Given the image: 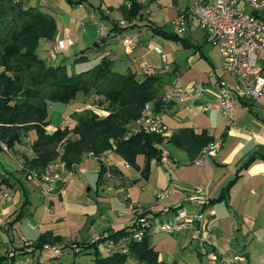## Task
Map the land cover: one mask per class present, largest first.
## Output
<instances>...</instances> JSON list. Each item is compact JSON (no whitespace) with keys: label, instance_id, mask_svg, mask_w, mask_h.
<instances>
[{"label":"crops","instance_id":"1","mask_svg":"<svg viewBox=\"0 0 264 264\" xmlns=\"http://www.w3.org/2000/svg\"><path fill=\"white\" fill-rule=\"evenodd\" d=\"M73 1H81V4L72 6L66 0L23 1L24 6L40 7L41 10L47 5L51 10L47 13L56 20V41H64L66 47L54 66L68 63L71 66L73 63L71 69L78 73L109 58L117 73H134L139 80L146 74L160 75L166 126L162 149L169 157L166 161H153L148 177L144 178L145 156H137V168H134L120 156L110 154L106 160L113 176L98 184L100 163L86 155L79 164L84 168V174L73 175L67 171L65 184L58 183L51 197L43 198L38 185L26 187L30 238L34 240L50 233L66 245L93 240L105 231L104 235H110L113 231L131 227L132 217L122 215L125 201V204L148 210L147 217L155 224L168 218L175 207L187 204L191 193L203 191L209 202L214 201L235 180L227 202L201 207L208 208L205 241H201L193 230L175 234L153 230L149 233L152 246L159 260L166 264H206L207 255L213 251L220 257L244 254L250 264H264V106L238 100L233 125L227 128L218 112L203 111L205 105L219 100L220 81H231V78L222 67L217 49L205 47L204 44L211 45L196 22L190 19L181 34L195 47L193 49L183 48L153 33L154 28L165 31L172 28L167 32L178 34L173 20L195 0H190L184 7H175V0H135L141 4L142 11L133 22L125 19L124 11L131 5L129 0ZM121 22L124 25L120 26ZM101 24L117 30L100 37L98 28ZM125 27L128 29L118 32ZM197 34L201 38L199 44L195 39ZM131 40H135L133 46ZM51 43L40 41L37 54L41 59H46ZM95 44L100 47L95 48ZM91 45L93 50L88 54V62L74 64L75 55ZM162 55H165L167 65L163 64ZM175 80L192 97L190 103L181 102L175 93ZM61 122L64 121L60 120L55 127L53 124L48 126V130L56 131ZM70 125L67 124L75 126ZM183 130H192L197 135L204 133L212 141L221 139V151L215 158L197 163L195 156L173 141ZM14 150L18 151V146ZM4 163L1 159L0 175ZM17 206L1 209L0 222L15 213ZM21 223L14 226V236L22 232ZM99 251L103 257L109 255L105 245H100ZM68 256L74 260L69 261L71 263L95 264L91 254L90 257L72 253ZM127 264L140 263L130 257Z\"/></svg>","mask_w":264,"mask_h":264},{"label":"trees","instance_id":"2","mask_svg":"<svg viewBox=\"0 0 264 264\" xmlns=\"http://www.w3.org/2000/svg\"><path fill=\"white\" fill-rule=\"evenodd\" d=\"M66 1L72 6L81 4V1ZM129 1L131 5L124 11L125 19L133 22L142 11V6L135 0ZM126 29L128 27L120 28L118 32ZM116 30L113 28L110 33ZM153 33L178 43L183 48H195L180 34L169 33L160 28H154ZM56 34L55 18L43 12L40 7H26L24 2L0 0V143L12 150L24 139L30 140L35 157L29 166H24L25 174L28 168L44 169L56 160H61L67 171L71 172L73 166L79 165L86 155L101 156L111 152L134 168H137V156H145L146 165L142 174L147 178L151 163L162 161L165 138L146 131L133 134L127 139L125 137L128 134V125L140 117L147 103H153L156 111L165 107L160 96L162 77L146 74L143 80H139L134 73H117L109 58H103L91 69L71 74L68 67L51 65L48 59H41L37 54L40 41H52ZM90 51L91 48H88L77 53L74 64L87 63ZM201 57L205 59L203 55ZM80 95H92L97 105L106 109L107 114H92L87 119L79 120L72 130L58 128L53 133H48L50 104L68 105ZM33 136L35 138L32 140ZM173 141L178 142L197 159L200 151L212 139L204 133L197 135L192 130H183ZM108 155L110 154L106 156ZM98 163L99 184L107 169L105 164ZM110 171L113 176V171ZM234 181L224 188L218 199L210 201L209 204L227 202ZM4 182L8 183L7 179ZM27 206L29 201L25 198L13 224L25 218ZM144 215L147 216V213ZM133 233L131 226L113 231L110 235L101 234L90 244L77 243L74 255L91 254L95 264H127L130 257H134L140 264H166L159 260L149 234L137 241L133 238ZM51 239L59 241L50 233L41 235L38 239L40 246L35 248L42 250V246ZM108 242H113L117 247L124 245L127 253L113 251L103 257L99 247L107 245ZM24 254L27 253L1 255L0 264H8L16 256Z\"/></svg>","mask_w":264,"mask_h":264},{"label":"built area","instance_id":"3","mask_svg":"<svg viewBox=\"0 0 264 264\" xmlns=\"http://www.w3.org/2000/svg\"><path fill=\"white\" fill-rule=\"evenodd\" d=\"M10 1L20 3L24 0ZM190 19L195 21L198 28L205 34L207 43L217 49L222 67L231 78V81L225 79L220 81L219 100L216 103L205 105L203 111L218 112L224 119L226 127L229 128L234 122L238 100L264 106V0H195L188 11H183L174 18L173 24L178 34H183ZM121 25H124V22H121ZM110 32L111 29L108 26L99 25L98 35L100 37L107 36ZM134 43L135 40H131L132 46ZM65 47L64 41L56 43L48 60L56 62ZM162 62L167 65L165 55H162ZM174 91L181 102L190 103L192 100V97L179 85L178 80L174 82ZM141 131L160 135L166 139L164 111H156L153 103H147L140 117L128 125V134L125 139ZM0 148L2 154L10 152V149L2 143H0ZM221 149V139L210 142L200 151L196 162L203 164L215 158ZM107 154L111 152L101 156L93 154L88 156L95 162L105 164L107 170L104 178L110 179L112 174L107 165ZM161 156L162 161L168 160L169 156L166 151L163 150ZM73 168L77 172H85L81 165H74ZM25 171H28L25 174L26 178L38 184L43 198L51 197L55 193L62 175L67 172L61 160L50 163L44 169L28 168ZM0 185L1 206L11 200L14 191L2 185L1 181ZM208 204L209 200L204 192L195 191L189 195L187 204L175 207L168 218L161 222L157 221L155 224L144 215L142 208H137L133 204H124L122 212L132 217L133 238L137 241L142 240L153 230L166 234L193 230L199 235L201 241H205L208 237V231L204 228L208 208L201 207ZM105 247L108 253L113 251L127 253L124 245L117 247L113 242H108ZM46 249L50 250L48 247ZM50 251L57 256L62 253L59 247L52 248ZM38 256L19 255L10 260L8 264H40L42 261ZM206 260V264H250L247 257L240 253L220 257L213 251L207 255Z\"/></svg>","mask_w":264,"mask_h":264},{"label":"rangeland","instance_id":"4","mask_svg":"<svg viewBox=\"0 0 264 264\" xmlns=\"http://www.w3.org/2000/svg\"><path fill=\"white\" fill-rule=\"evenodd\" d=\"M189 2L190 0H175L174 3H175V7H184V6H187ZM46 6L43 7L42 11L45 13H47L48 11L50 12L51 10ZM167 29H168L167 31L172 30V28H167ZM56 39L57 38H54V40L51 41L52 43L50 44L46 52L47 53L46 59H49L50 52L53 50L54 45L59 42V40L56 41ZM195 39H196V43L199 44L201 42L200 34L195 35ZM204 45L208 49L215 50V48H212V46H208L207 44H204ZM92 46L93 45L90 46L91 50H93ZM61 50L62 49H60V51ZM57 62L58 60L56 62L49 61V64L55 65L57 64ZM66 66L69 68L68 70L71 74H76L75 72L77 71L74 69H71L73 66V63L71 64V66H70V63H68ZM168 81L170 82L169 78H168ZM92 114L103 116V115H106L107 113L104 107H99L97 105L96 100L95 98H93L92 95L86 96V97L80 95L77 97L75 101L71 102L68 105L50 104V107H49L50 125L49 126L53 124V127H55L54 125L60 122V120H63L64 122L63 124L61 122L60 127H63V126L64 127L61 129L68 128L72 130L76 126V124L79 122V120L87 119ZM67 124H71V125L75 124V126L69 127L67 126ZM52 131L53 130H51L50 128V130H48V133H53ZM70 137L72 140L75 139L72 135ZM34 138L35 136L32 137V140ZM29 142L27 139L26 140L24 139L21 142V144H19L18 151L12 149L10 150L8 154H4V153L2 154V152L0 151L1 159H3V161L5 162L4 163L5 165L2 167L4 168V170L2 172V175H0L1 182L4 183L2 185H5L11 188L14 191V196L11 198V200L7 203L2 204L0 207L2 209L3 208L5 209L6 207L11 206V208L14 209V204L18 205L17 211L15 213L14 212L11 213V215H9L8 218H5V220L0 222V256L1 255H14V253L25 252L27 254H24V255L38 256L39 254L38 258L42 261L40 264L42 263L43 264H73L69 261H74V260L72 258H71L72 260H70V256L68 255H70L71 253L72 255H74V248L76 247V244L77 243L90 244L96 241L100 236H97L93 240L91 239L85 242L83 241V242H77V243H69L66 245L64 243H60V241L56 242L53 239V240H50L47 244L43 245L42 250L36 249L35 248L36 246L38 245L40 246L38 239L41 235L37 239L35 238L34 240L30 238L31 228H29L28 206L26 207L25 218L22 220V223H21L22 232H18L16 236H14V226L18 224L19 222L16 224H13L12 222L13 220L16 219L17 215L20 213V209L25 201V198H27L26 187L30 185L32 186L38 185L36 184V182H32L28 180L26 178L25 172L23 171L24 166L25 165L29 166L30 161L34 159L35 157V154L31 148V143L29 144ZM107 165L109 169H111L108 163ZM70 173H73V175L84 174V173L75 171L74 168ZM65 174L66 173L62 175V179L60 182V183H63V185L65 184L64 182ZM4 179H7L8 183H5ZM61 194L63 193L61 192ZM125 202L122 203V210H123ZM143 211L147 213L148 210L143 209ZM0 213H1V209H0ZM122 215L126 216V214H123V212H122ZM47 247L50 248V250H52V248L59 247L62 249V253L59 254V256L54 255L52 251L46 249ZM85 255L86 256L88 255L87 257H90V254H85Z\"/></svg>","mask_w":264,"mask_h":264},{"label":"water","instance_id":"5","mask_svg":"<svg viewBox=\"0 0 264 264\" xmlns=\"http://www.w3.org/2000/svg\"><path fill=\"white\" fill-rule=\"evenodd\" d=\"M106 41H107V39H106V38H104V39H103V42L105 43ZM94 46H95V48H99V47H100V45H99V44H95Z\"/></svg>","mask_w":264,"mask_h":264}]
</instances>
